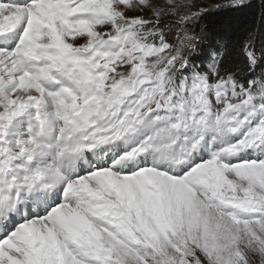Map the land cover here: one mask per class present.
I'll use <instances>...</instances> for the list:
<instances>
[{
	"label": "snow or ice",
	"instance_id": "1",
	"mask_svg": "<svg viewBox=\"0 0 264 264\" xmlns=\"http://www.w3.org/2000/svg\"><path fill=\"white\" fill-rule=\"evenodd\" d=\"M243 6L0 0V264H264V11L201 59Z\"/></svg>",
	"mask_w": 264,
	"mask_h": 264
},
{
	"label": "trees",
	"instance_id": "2",
	"mask_svg": "<svg viewBox=\"0 0 264 264\" xmlns=\"http://www.w3.org/2000/svg\"><path fill=\"white\" fill-rule=\"evenodd\" d=\"M262 11H264V0H247V6L225 9L207 15L200 22V27L206 29L208 34L202 46L201 59H207L212 50L219 45L231 46L241 30L253 17H259ZM261 39H264V34Z\"/></svg>",
	"mask_w": 264,
	"mask_h": 264
},
{
	"label": "rangeland",
	"instance_id": "3",
	"mask_svg": "<svg viewBox=\"0 0 264 264\" xmlns=\"http://www.w3.org/2000/svg\"><path fill=\"white\" fill-rule=\"evenodd\" d=\"M209 2L216 3V2H219V0H209Z\"/></svg>",
	"mask_w": 264,
	"mask_h": 264
}]
</instances>
